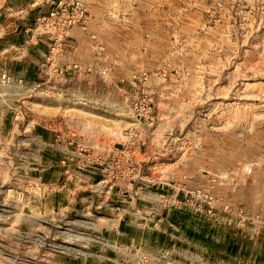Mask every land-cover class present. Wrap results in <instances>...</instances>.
<instances>
[{"label":"rangeland","instance_id":"374dc122","mask_svg":"<svg viewBox=\"0 0 264 264\" xmlns=\"http://www.w3.org/2000/svg\"><path fill=\"white\" fill-rule=\"evenodd\" d=\"M117 2L162 34L105 121L123 138L149 94L140 149L95 151L0 82V264H264V0Z\"/></svg>","mask_w":264,"mask_h":264},{"label":"crops","instance_id":"0c3cea01","mask_svg":"<svg viewBox=\"0 0 264 264\" xmlns=\"http://www.w3.org/2000/svg\"><path fill=\"white\" fill-rule=\"evenodd\" d=\"M0 1L2 85L13 82L11 87L20 92L21 100L36 99L43 94L46 101L58 102L62 124L76 122L70 128L83 135L81 139L95 151L101 152L113 141L122 143L123 138L115 134V126L105 121L116 120L117 90L122 95L135 91L132 74L152 68L159 56L158 40L162 34L157 22L124 12V2L87 0L92 12L88 30H70L65 50L54 60H48L52 32L31 33L27 28L39 13L51 9L56 0H8L7 5L5 0ZM98 59L110 70L105 79L97 78ZM90 66L96 68L89 71ZM55 68H63V75L54 72ZM4 73L10 79L2 78ZM74 105L78 106L77 112L70 111ZM47 113L52 117L56 112L51 107ZM51 121L58 120L51 118ZM81 128L83 131H79Z\"/></svg>","mask_w":264,"mask_h":264},{"label":"built area","instance_id":"2783aa9c","mask_svg":"<svg viewBox=\"0 0 264 264\" xmlns=\"http://www.w3.org/2000/svg\"><path fill=\"white\" fill-rule=\"evenodd\" d=\"M90 16L89 6L83 0H57L54 7L35 17L31 25L28 26L27 31L31 33L40 32L41 30L52 32L48 60H54L65 50V39L70 30L73 28H79L84 32L88 30ZM77 67V65H73V68ZM93 68V66H90L89 71ZM109 71L107 67L98 68V73L101 75H109ZM54 72L63 75L64 69L55 68ZM2 78L5 80L10 79L5 73L2 74ZM144 79L147 78L144 77ZM151 100L150 95L144 91L131 107V114L137 119L138 123L122 133L123 142L120 149L127 156L135 155L140 149L144 138V129L141 122L151 120L154 113Z\"/></svg>","mask_w":264,"mask_h":264}]
</instances>
